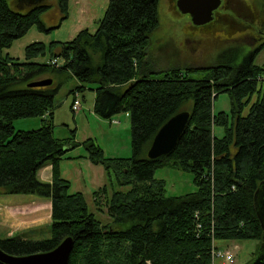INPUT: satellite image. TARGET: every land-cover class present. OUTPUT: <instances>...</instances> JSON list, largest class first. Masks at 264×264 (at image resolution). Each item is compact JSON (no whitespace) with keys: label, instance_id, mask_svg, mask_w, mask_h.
Wrapping results in <instances>:
<instances>
[{"label":"trees","instance_id":"obj_1","mask_svg":"<svg viewBox=\"0 0 264 264\" xmlns=\"http://www.w3.org/2000/svg\"><path fill=\"white\" fill-rule=\"evenodd\" d=\"M55 1L60 19L66 18L69 0ZM14 3L0 0V189L49 198L51 236L1 237L0 250L16 256L46 252L71 237L69 264H212V252L221 250L216 240H254V256L261 228L253 194L264 180V67L254 59L264 40L239 61L228 55L202 78H191L181 67L157 69L148 60L159 0H109L94 31L83 28L70 40L47 45L33 41L20 61L4 50L33 24L44 31L52 26L40 18L48 4L21 11ZM70 76L78 84L68 94L92 90L95 114L106 119L128 115L129 157H105L93 139L76 142L75 130L54 137V97ZM44 79L52 82L30 86ZM223 92L230 109L214 113L212 103ZM182 110L189 111V119L175 147L148 158L153 136ZM30 117H38L41 125L14 129L15 119ZM215 127H222L221 136ZM79 145L85 154L77 158L101 165L109 180L92 192L94 204L104 198L110 217L105 224L88 210L82 192H68L69 180L58 167ZM47 164L50 182L37 176ZM162 166L190 172L196 191L166 196L164 181L153 177Z\"/></svg>","mask_w":264,"mask_h":264},{"label":"rangeland","instance_id":"obj_2","mask_svg":"<svg viewBox=\"0 0 264 264\" xmlns=\"http://www.w3.org/2000/svg\"><path fill=\"white\" fill-rule=\"evenodd\" d=\"M108 1L69 0L68 16L60 19L62 12L56 1L44 0V3L49 7L40 18L46 27L52 26V28L44 31L33 24L4 52L21 61L24 60V47L33 41H41L47 45L53 40H70L83 28L94 31ZM236 3L241 10L230 5L227 8L222 6L217 8L219 16L228 17H222L223 20L219 18L223 25L206 23L194 26L189 15L178 11L176 0H159V25L152 32L147 48L148 60L152 67L157 69L181 67L188 72L191 78L198 79L202 78L204 73L209 70L208 67L218 63L221 58L225 59L228 55L236 57L237 55L239 59L236 60L239 61L243 55L255 49L264 40L263 0H238ZM13 6L17 8L16 2ZM254 62L264 67V47L258 52ZM77 84L78 81L74 77L66 78L54 97V112L51 120L54 137H68L72 135V130H75L73 138L76 142H82L87 138L93 139L94 143L102 149L105 157H129L131 155V136L128 115L125 112H120L106 119L95 114L92 90L85 89L79 93L75 91L73 96L68 94L69 90ZM256 97L257 93L252 96L250 104ZM74 100H78L80 103V109L77 112L72 109L71 104ZM248 106L244 108L243 114L247 112ZM229 109L228 94L225 92L218 94L212 103L213 112H228ZM40 125L41 120L38 117L18 118L13 122L15 130H30ZM214 133L218 137L221 136L222 127H215ZM83 154H85L84 147L79 145L68 152L67 156H71L70 158L62 157L58 161V167L61 176L69 180L68 192H82L88 210L93 212L102 224H105L110 221V217L107 214L104 198H101L100 204L96 205L92 201V192L108 184L109 180L101 165L93 164L86 158H77L78 155ZM40 175L44 177L45 173L41 170ZM153 177L164 181L166 196H177L196 191V185L190 172L162 166L154 170ZM127 188L123 187L122 189ZM36 197L33 194H6L3 189H0V200L7 199L17 202ZM1 209H3L2 205H0V238L4 237L3 233L7 230L6 224H10V231L13 233L15 232L14 228L26 224V221L16 220L21 217L20 214L25 213V210L19 206H6L7 217L4 218H2ZM37 221L43 223L47 221V218H40ZM49 226L50 223H43L41 226L28 228L25 232H29L35 239L48 238L51 236ZM256 243L254 240H216L217 248L232 255L233 263L216 259L215 264H243L247 262L256 250ZM236 244L239 248L235 246Z\"/></svg>","mask_w":264,"mask_h":264},{"label":"water","instance_id":"obj_3","mask_svg":"<svg viewBox=\"0 0 264 264\" xmlns=\"http://www.w3.org/2000/svg\"><path fill=\"white\" fill-rule=\"evenodd\" d=\"M43 1L30 0L29 4L37 5ZM220 4L221 0H176L178 11L188 14L192 24L196 26L210 22L213 19V12ZM22 8L23 5L17 6L19 10ZM51 82V79H44L31 83L30 86L49 85ZM188 119L189 111L187 110L172 115L153 136L146 152L147 157L153 159L169 153L175 147ZM253 206L261 228V240L256 256L248 264H264V180L254 191ZM73 243L71 237H66L50 251L22 256L10 255L0 250V261L5 264H69Z\"/></svg>","mask_w":264,"mask_h":264},{"label":"crops","instance_id":"obj_4","mask_svg":"<svg viewBox=\"0 0 264 264\" xmlns=\"http://www.w3.org/2000/svg\"><path fill=\"white\" fill-rule=\"evenodd\" d=\"M41 170L43 173H45L44 177L43 175H40ZM51 172H52L51 165L50 164L45 165L44 167L38 170L37 176L39 179L43 181H50ZM0 205L3 206V209H1L2 218L7 217V210L5 208L8 205L19 206V208H22L25 210V213L20 214L19 216L21 217H18V219L16 220H20L22 222L26 221V224L19 226L17 228H14L13 230L15 231L14 233L10 231L11 230L10 224H6L7 230L5 233H3L4 237L20 234L21 232L24 233L26 229L28 228L32 229L37 226H41L43 223L44 224L50 223L51 202H50V199L48 198L37 196L36 198H32L29 200H20L17 202H11L10 200L2 199L0 200ZM40 218H47V221L40 223L37 221ZM235 246L239 248L237 244Z\"/></svg>","mask_w":264,"mask_h":264},{"label":"flooded vegetation","instance_id":"obj_5","mask_svg":"<svg viewBox=\"0 0 264 264\" xmlns=\"http://www.w3.org/2000/svg\"><path fill=\"white\" fill-rule=\"evenodd\" d=\"M223 1L221 0L220 6L227 8L230 5L234 8H236L237 10H241L236 3V2H238V0H223ZM15 2H16V6L23 5L22 9H24V10L31 9V8L46 4V3H44V1L40 4H37V5L36 4H29L30 0H21V1L15 0ZM22 9H21V11H23ZM214 12H216V13H214ZM214 12H213V19L208 23H214L216 25H223L220 20H223L222 17H226V18H228V17L227 16H219L217 10H215ZM219 18H220V20H219ZM194 26H196V25H194Z\"/></svg>","mask_w":264,"mask_h":264},{"label":"built area","instance_id":"obj_6","mask_svg":"<svg viewBox=\"0 0 264 264\" xmlns=\"http://www.w3.org/2000/svg\"><path fill=\"white\" fill-rule=\"evenodd\" d=\"M72 109L77 112L80 109V103L78 100H74L72 103ZM212 264H215L216 259H223L225 261H228L229 263H233V257L229 252H225L222 250H214L212 252Z\"/></svg>","mask_w":264,"mask_h":264}]
</instances>
